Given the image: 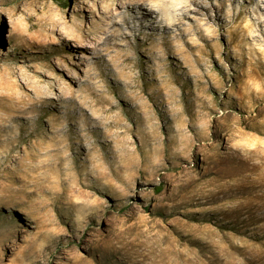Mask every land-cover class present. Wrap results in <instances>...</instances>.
<instances>
[{"label":"rangeland","instance_id":"1","mask_svg":"<svg viewBox=\"0 0 264 264\" xmlns=\"http://www.w3.org/2000/svg\"><path fill=\"white\" fill-rule=\"evenodd\" d=\"M0 264H264V0H0Z\"/></svg>","mask_w":264,"mask_h":264},{"label":"trees","instance_id":"2","mask_svg":"<svg viewBox=\"0 0 264 264\" xmlns=\"http://www.w3.org/2000/svg\"><path fill=\"white\" fill-rule=\"evenodd\" d=\"M62 5H64V4H62Z\"/></svg>","mask_w":264,"mask_h":264}]
</instances>
